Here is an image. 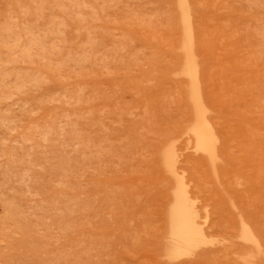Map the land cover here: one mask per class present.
Masks as SVG:
<instances>
[{
    "label": "rangeland",
    "instance_id": "rangeland-1",
    "mask_svg": "<svg viewBox=\"0 0 264 264\" xmlns=\"http://www.w3.org/2000/svg\"><path fill=\"white\" fill-rule=\"evenodd\" d=\"M192 11L215 176L184 150L176 0H0V264H264V0ZM168 145L217 240L187 260L162 252Z\"/></svg>",
    "mask_w": 264,
    "mask_h": 264
},
{
    "label": "bare ground",
    "instance_id": "bare-ground-1",
    "mask_svg": "<svg viewBox=\"0 0 264 264\" xmlns=\"http://www.w3.org/2000/svg\"><path fill=\"white\" fill-rule=\"evenodd\" d=\"M176 3L177 11L179 12L180 35L175 44V49L182 63L175 68V74L183 85L185 92L184 102L190 110L189 124L186 131H184L188 136L184 143V150H192V152L200 154L208 162V165L214 168L212 174L215 173L213 174L215 176L217 175L215 172L218 166L217 161L220 157L219 137L217 127L210 117L211 107H208L204 88L202 87L201 54L197 49V31H195V24L193 22L192 0H176ZM173 145H168L163 149L160 160V165L166 170L170 179L171 190L173 191L170 200L172 208L167 215L165 214L168 220L165 226H163V229H165L163 233L164 240H161L164 242L162 252L170 261L193 258L200 251L210 248L213 244L217 243V240L208 232L210 228L208 227L209 229L207 230L206 227L209 214L201 212L202 206L198 204L194 193L189 190L183 174L184 172L181 171L183 167L178 165L180 157L179 149ZM220 162L222 160L219 159ZM236 219L239 218L237 217ZM240 222H242L241 235L236 237H239V240L241 239L243 248L250 251L251 257L249 261L252 262L257 256L262 254L263 243L257 232L247 222L244 220ZM241 262L244 264V261Z\"/></svg>",
    "mask_w": 264,
    "mask_h": 264
}]
</instances>
